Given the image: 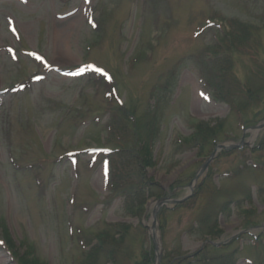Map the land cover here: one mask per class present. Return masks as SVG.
<instances>
[{
    "label": "rangeland",
    "instance_id": "rangeland-1",
    "mask_svg": "<svg viewBox=\"0 0 264 264\" xmlns=\"http://www.w3.org/2000/svg\"><path fill=\"white\" fill-rule=\"evenodd\" d=\"M225 32L242 36L231 73L245 80L264 68V0H0V264H20L26 248L45 264H79L86 236L120 223L132 230L117 264H142L152 248L156 264V243L160 264H172L233 240L236 264H264V236L254 242L264 231V169L254 165L264 128L241 130L210 92ZM122 107L137 118L159 111L146 171L171 201L191 194L203 166L185 140L199 122L226 120L231 141L207 159L217 152L199 193L160 209L151 200L140 220L120 200L103 205L101 153L114 149Z\"/></svg>",
    "mask_w": 264,
    "mask_h": 264
},
{
    "label": "trees",
    "instance_id": "trees-1",
    "mask_svg": "<svg viewBox=\"0 0 264 264\" xmlns=\"http://www.w3.org/2000/svg\"><path fill=\"white\" fill-rule=\"evenodd\" d=\"M249 32L245 27L243 35ZM224 39L219 43L217 51L223 55L224 60L219 63L216 82L211 83V90L214 99L226 104L230 109L231 117L235 118L241 130L251 129L264 121V68L254 71L247 79H240L231 73L233 63V53L237 52V39L240 34L235 32H225ZM243 39L240 42L243 43ZM240 46H243V44ZM216 58H220L217 56ZM221 62V61H220ZM160 100L158 93L154 95ZM126 119L120 126L122 131L115 134L118 140L115 141L114 149L107 148L101 153L103 163L108 170L107 196L103 205L110 206L117 200L122 201L123 214L130 218L143 219L146 216V207L151 200H162L169 193L162 186L148 177L147 167L154 164L152 153L159 138V111L153 114H145L143 117L135 115L125 108H121ZM226 120H215L212 122H199L194 132L185 140V146L196 149V155L202 159L203 165L213 152L216 146L231 141L227 132ZM238 141V139L233 138ZM180 147H183L182 145ZM226 153V152H223ZM254 165L264 169V162ZM259 168V169H260ZM210 169V167H209ZM234 173L231 175L233 176ZM196 176V175H195ZM194 177V176H193ZM195 178V177H194ZM191 177L188 181L192 182ZM177 183H180L177 181ZM181 184H176L175 186ZM204 180L198 184V189L193 196L204 188ZM260 190V195L263 193ZM249 199V198H248ZM237 202L223 204L220 213L231 211ZM250 227V226H248ZM247 228V227H246ZM132 230L127 224H107L103 230L87 235V242L81 246L83 251L79 264H117L116 256L121 247V241ZM245 230V229H244ZM213 235V231L209 232ZM248 234L241 233L238 239H243ZM264 231L254 238V242L263 240ZM236 240L231 241L232 246ZM12 244V243H10ZM228 245L220 247L206 244L202 249L190 256H183L173 259L172 264H236L234 251L229 255L226 251ZM35 250L26 248V251L19 258L20 264H45L35 255ZM105 262L102 263V260ZM154 248L145 254L142 264H154Z\"/></svg>",
    "mask_w": 264,
    "mask_h": 264
},
{
    "label": "water",
    "instance_id": "water-1",
    "mask_svg": "<svg viewBox=\"0 0 264 264\" xmlns=\"http://www.w3.org/2000/svg\"><path fill=\"white\" fill-rule=\"evenodd\" d=\"M264 128V122H262V123H260L259 125H257V126H254L253 128H251V129H249V130H251V131H260V130H262ZM218 149H222V150H227V147H224V146H219L218 148H217V150ZM216 153L217 152H214L213 154H212V156H211V158L208 160V162L201 168V170L199 171V173L196 175V177H195V179L193 180V182L189 185V188H190V190H191V194L189 195V196H186L185 198H183V199H180V200H174V201H171V200H167V199H162V200H160L158 203H157V205H158V209H160L161 207H163V206H166V205H168V204H174V205H179V204H182V203H184V202H186L187 200H189L190 198H191V196L193 195V190H194V188H193V186H194V183L198 180V178L202 175V174H204L205 172H206V170L208 169V167H209V165H210V163H211V161L213 160V158L215 157V155H216ZM157 212H158V210H156L154 213H153V216H154V218H155V222H156V215H157ZM261 229H264V227H260ZM153 229H155V224H154V226H153ZM154 231V230H153ZM207 243H209V244H212V245H216V246H219L218 244H215V243H213V242H207ZM156 246V264H160V260H161V254H160V251H159V246H158V244L156 243L155 244Z\"/></svg>",
    "mask_w": 264,
    "mask_h": 264
},
{
    "label": "bare ground",
    "instance_id": "bare-ground-1",
    "mask_svg": "<svg viewBox=\"0 0 264 264\" xmlns=\"http://www.w3.org/2000/svg\"><path fill=\"white\" fill-rule=\"evenodd\" d=\"M155 235H156V234L153 232V236H154V237H156Z\"/></svg>",
    "mask_w": 264,
    "mask_h": 264
}]
</instances>
